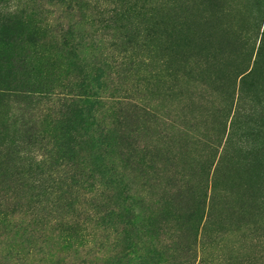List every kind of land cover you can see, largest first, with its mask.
I'll return each mask as SVG.
<instances>
[{
  "label": "rangeland",
  "instance_id": "1",
  "mask_svg": "<svg viewBox=\"0 0 264 264\" xmlns=\"http://www.w3.org/2000/svg\"><path fill=\"white\" fill-rule=\"evenodd\" d=\"M0 264H264V0H0Z\"/></svg>",
  "mask_w": 264,
  "mask_h": 264
}]
</instances>
